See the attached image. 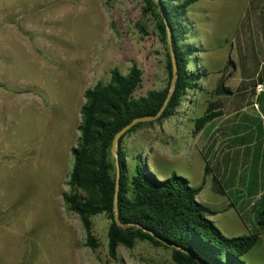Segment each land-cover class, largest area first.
Returning a JSON list of instances; mask_svg holds the SVG:
<instances>
[{
	"label": "rangeland",
	"instance_id": "374dc122",
	"mask_svg": "<svg viewBox=\"0 0 264 264\" xmlns=\"http://www.w3.org/2000/svg\"><path fill=\"white\" fill-rule=\"evenodd\" d=\"M247 2L196 0L188 6L185 43L199 59L188 69L204 65L209 74L186 92L173 115L135 129L123 146L129 176L138 164L160 179L182 176L191 186L204 177L196 200L217 210L209 218L225 236L258 233L241 259L262 264L264 229L256 211L264 207V196L251 206L242 203L247 195L240 198L242 193L226 190L222 181L226 192L215 191L214 170L204 175V166L208 161L212 168L224 157L225 149L221 154L208 144L218 120L193 133L211 100L212 70L227 62L234 37L242 32ZM142 7V0H0V264L171 262L169 248L147 240L131 248L119 245L112 259L103 213L91 217L98 246L90 248L79 217L61 198L68 189L84 90L107 83L113 68L126 73L133 64L142 70L136 95L167 83L168 42L160 37L155 16ZM214 136L222 139L219 132Z\"/></svg>",
	"mask_w": 264,
	"mask_h": 264
},
{
	"label": "trees",
	"instance_id": "16d2710c",
	"mask_svg": "<svg viewBox=\"0 0 264 264\" xmlns=\"http://www.w3.org/2000/svg\"><path fill=\"white\" fill-rule=\"evenodd\" d=\"M142 1L143 13L155 16L159 35L166 43L167 29L163 16L169 24L170 41L177 66L174 89L164 105L172 77L168 44V80L164 87L136 95V90L142 83V70L133 64L126 73L113 68L107 83L98 82L84 90L79 135L75 145L71 147L72 165L66 182L68 189L61 193L64 207L77 214L84 230L85 244L92 249L98 246V241L93 234L91 217L101 213L106 215L109 220L107 251L112 259L117 257L119 245L131 248L138 240H147L152 245L170 249L171 262L168 264H245L241 256L257 243L259 235L249 233L225 236L218 229L209 218L217 210L196 200V195L204 184V177L200 184L191 186L182 176L173 174L160 179L148 168L138 164L135 173L129 176L124 137L153 121L135 123L117 140L119 182L116 205L119 220L126 227L122 228L114 221L116 166L115 157L111 154L114 135L134 118L155 115L162 107L156 121L173 115L186 92L195 87L201 77L208 75L201 67L195 71L188 69L191 61L196 65L199 63V59L193 55L192 44L185 43L184 16L188 6L196 0ZM245 16L249 23L262 21L264 0H249ZM231 63L232 58L229 56L221 70L222 74ZM219 90L222 93L230 92L224 81H221ZM216 105V100L209 101L205 113L196 119L193 133L199 132L206 122L222 114L220 107ZM211 170L213 171L206 161L204 175ZM212 180L215 191L224 193L216 174H212ZM256 218L264 229V207L257 209ZM155 236L175 247L168 246Z\"/></svg>",
	"mask_w": 264,
	"mask_h": 264
},
{
	"label": "crops",
	"instance_id": "0c3cea01",
	"mask_svg": "<svg viewBox=\"0 0 264 264\" xmlns=\"http://www.w3.org/2000/svg\"><path fill=\"white\" fill-rule=\"evenodd\" d=\"M247 4L240 23L242 32L234 37L235 48L231 47L234 57L232 53L228 55L232 63L223 74L221 70L226 63L212 70L216 81L210 85V101L218 102L216 107H220L222 114L210 120L218 121L208 144L211 148L216 146L215 150L221 154L225 149L224 157H218L212 165L214 174L226 190L242 193L240 198L247 195L242 203L254 206L264 196V90L255 89L256 83L264 82V19L249 23L245 16ZM202 68L209 74L204 65ZM221 81L230 92L219 90ZM202 86L200 82V89ZM218 132L222 135L219 141L214 136Z\"/></svg>",
	"mask_w": 264,
	"mask_h": 264
},
{
	"label": "water",
	"instance_id": "95a60500",
	"mask_svg": "<svg viewBox=\"0 0 264 264\" xmlns=\"http://www.w3.org/2000/svg\"><path fill=\"white\" fill-rule=\"evenodd\" d=\"M163 17H164V21L166 23L167 39H168V44H169V54H170L171 67H172V77H171V82H170V90H169V93L167 95V98H166V100L164 102V105H165L166 102H167V100H168V98H169V96H170V94L172 93V91L174 89V84H175V79H176V72H177V66H176V59H175V56H174V51L172 49L171 41H170V27H169V24H168L165 16H163ZM162 108L155 115H147V116H141V117L134 118L130 123H128L127 125H125L123 128H121L114 135L113 142H112V146H111V154H112L113 157H115V166H116V175H115V182H116V184H115V193H114V215H113V218H114V221H115L116 225H118V226H120L122 228L126 227V225L123 224L119 220V217H118V209H117V205H116V200H117V196H118V182H119V162H118V158H117V154H116V143H117V140H118L119 136L122 135L128 128H130L135 123H137V122L151 121V120L156 119L161 114ZM145 230L148 231V232H150L147 229H145ZM152 235H154V234H152ZM155 237H157V236H155ZM157 238L160 239L163 243L167 244L168 246L175 247L171 243L166 242L165 240H163V239H161L159 237H157ZM183 251H185V250H183Z\"/></svg>",
	"mask_w": 264,
	"mask_h": 264
},
{
	"label": "built area",
	"instance_id": "2783aa9c",
	"mask_svg": "<svg viewBox=\"0 0 264 264\" xmlns=\"http://www.w3.org/2000/svg\"><path fill=\"white\" fill-rule=\"evenodd\" d=\"M255 89L257 92L263 91L264 90V82L257 83L255 86Z\"/></svg>",
	"mask_w": 264,
	"mask_h": 264
}]
</instances>
